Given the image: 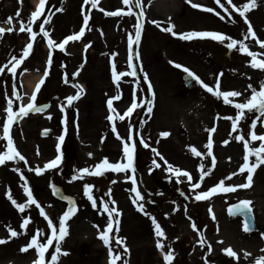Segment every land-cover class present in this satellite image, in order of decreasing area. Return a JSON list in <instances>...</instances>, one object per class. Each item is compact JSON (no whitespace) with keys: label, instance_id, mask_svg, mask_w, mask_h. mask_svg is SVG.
I'll return each instance as SVG.
<instances>
[{"label":"rangeland","instance_id":"obj_1","mask_svg":"<svg viewBox=\"0 0 264 264\" xmlns=\"http://www.w3.org/2000/svg\"><path fill=\"white\" fill-rule=\"evenodd\" d=\"M246 2L248 0H232L237 7ZM221 3L224 8L216 0H192L191 3L188 0H140V4L131 0L130 5H124L123 0H98V6L92 8L91 3L85 5L84 0H45L41 15L32 24L33 31L37 33L32 41L30 33L19 31V21L23 19L27 23L31 13L37 10L36 0H0V22L7 21L9 16L14 18L12 25L0 23V27L12 26L14 29L0 36V67L13 55L21 56L27 43H33L28 57L17 67L15 76L7 69L0 74V137L3 136V123L7 120L8 99L13 100L14 112L21 104L26 106L29 102L36 105L52 103L46 114L14 119L9 129L14 146L25 160L15 159L0 165V239L5 240L0 244V264H33L39 258L36 249L24 252L21 248L30 242L37 229H43L38 236L41 243H47L53 228L58 230L59 218L66 206L52 197L50 185L53 183L61 185L67 194L78 199L79 213L65 221L68 234L63 240L53 238V244L45 252V264H53L51 255L55 252L56 243L60 244L61 252L57 254L55 264H110L109 247H112L114 255L121 253V259L116 264H123L125 259L128 264H162L153 244L154 227L141 218L143 212L154 216L164 229V252L169 250L170 245L174 252L173 264H255L257 257L264 256V251H261L264 249V164L255 168L252 184L248 188L214 193L200 201L195 199L196 193L207 191L221 179H225L226 186L247 183L248 173L247 169L243 173L238 171L245 155L244 142L235 139L240 134L223 129L225 124L220 130L216 128L218 118H223L222 123L232 121L219 112L218 100L222 106L226 105L223 97L207 92L197 81L194 88H187L184 67L195 72L209 86L214 87L219 77L220 84L223 81L226 87H234L242 94L229 98L234 102H245L250 97L245 98V94L251 93L247 72L252 71L258 80H262L263 76L256 71L258 68L252 67V57L238 50L239 45L233 48L231 59H227V43L230 41L221 43L211 38L184 40L164 31L170 24L175 25L173 30L177 33L219 31L238 41L243 40L251 52L257 53V60H264V47L256 42L257 37L264 39V0H257L258 6L245 13L256 37L247 34L248 24L228 0H221ZM192 4L203 7L195 8ZM130 6L131 13L128 11ZM61 7L63 10L57 11ZM208 8L214 11L209 12ZM118 9H123L119 16L106 14ZM18 10L20 17L15 16ZM49 13L52 19L45 24V29L57 43L77 33L81 27H85L84 35L79 40L69 41L63 50L51 48L48 38L39 32V24ZM86 14L90 19L89 24L84 26L83 17ZM153 20L157 23H152ZM137 22L143 26L138 45L135 43ZM129 35L134 40L131 48L128 45ZM245 35H248L246 40ZM136 51L138 57L134 55ZM129 56H132L131 63L135 65V76L127 74L132 71ZM50 57L51 65L48 64ZM113 63L117 65V71L126 73L119 82V88L112 79ZM177 64L183 67H177ZM45 71L48 72L46 77ZM77 72L78 75H72ZM145 74L147 80L144 79ZM36 76L38 82L33 91H27L24 82ZM42 79L44 83L37 91L36 86ZM76 84L83 86V93L72 105H68L66 97L75 95ZM14 90L19 93L20 100L13 95ZM220 90L225 91L222 87ZM33 92L36 93L35 101L31 100ZM117 95L120 99L113 100L116 112L110 113L107 100ZM133 100L138 107L120 120L119 116ZM148 101H152L151 113L147 110ZM110 114L114 117L113 121L107 119ZM113 124L116 132L112 131ZM213 127L216 129L211 133L212 154L216 157L214 168L205 147L208 129ZM45 130L50 135L42 138L41 133ZM163 131L169 132V135L162 137L160 133ZM130 133L132 140L128 141ZM61 135L65 137L63 144L59 140ZM245 138L250 147L258 148L261 143L256 145L246 135ZM225 140L229 143L224 144ZM125 141L136 143L134 173L131 169L127 172L108 170L103 175L81 173L82 179L72 180L81 168L93 171L104 157L110 163L126 162L123 156ZM6 143V138L0 139V151L7 150ZM145 143L149 146L145 147ZM57 145L62 147L60 151ZM192 147L203 154L197 157L192 153ZM153 149L173 165L171 171ZM57 155L61 159L63 157V165L60 161L56 167L45 169L44 177L35 173L37 166L43 167ZM153 160L159 167L152 165ZM254 161L255 156L250 155L249 164ZM201 164L204 169L199 167ZM176 168L181 169L179 176L176 175ZM184 171L190 173L191 181L183 175ZM201 171H210L203 181L199 179ZM233 172L237 175L226 179ZM136 174L138 186L127 178H135ZM21 175L53 220L52 226L40 215L36 205L26 207L21 213L7 198L11 190L18 203H26L27 194ZM86 183L93 185L96 208L84 195L83 186ZM193 183H199L200 187L193 189ZM133 187H139L142 200L135 197L131 191ZM134 199L144 205V211L132 208L130 201ZM112 200L117 203L113 205ZM243 200L251 202L259 233L245 232L243 220L228 215V208ZM104 203L117 208L119 204L125 212L120 211L119 216L120 221L123 219L122 235L114 230L109 245H105L99 235L108 220L107 213L103 211ZM210 208L215 219L209 212ZM25 218L30 219L29 225L21 228ZM193 223L197 225L196 229L191 226ZM9 225L20 233L17 237L9 238ZM201 233L206 240L203 246L197 243ZM115 236L125 238L127 253L123 245L116 243ZM208 244L212 246L211 252L208 251ZM85 245L90 255L79 258ZM229 246L237 252V257H229L223 251ZM159 252L163 256V252ZM245 252L252 255L245 257Z\"/></svg>","mask_w":264,"mask_h":264},{"label":"snow or ice","instance_id":"obj_2","mask_svg":"<svg viewBox=\"0 0 264 264\" xmlns=\"http://www.w3.org/2000/svg\"><path fill=\"white\" fill-rule=\"evenodd\" d=\"M188 2L191 3L192 0H188ZM89 3H91L92 8H96L98 6V0H84L85 5H87ZM216 3L219 4L221 8H224V4L221 3V0H216ZM228 3L232 4V0H228ZM123 4L124 5H130L131 0H123ZM134 4H140V0H134ZM192 6L195 8H202L203 7V5H201V4H192ZM257 6H258L257 0H248V2L244 3L241 7H237L235 4H232V7L236 9V11L240 14L241 17L244 18L245 22L248 24L247 34H250L252 37H256V33L253 31V27H252L250 21H248V18L245 15V13L247 11H249L250 9L256 8ZM44 7H45V0H40L39 7L37 8V10H35L31 13V16H30L29 20L27 21V23L23 19H21L19 21V31L20 32L27 31L28 33H30L32 41H34L36 39V36H37V33L35 31H33V29H32V24L41 15V12L43 11ZM62 10H63L62 7L57 9V11H62ZM100 10L104 11V9H102V8ZM122 11H123V9H118L114 12H107L106 14L109 16H119ZM128 11H129V13H131V11H132L131 6L129 7ZM207 11L212 12V11H214V9L208 8ZM225 11L227 12L228 9L225 8ZM142 14H143V12L141 11V15ZM216 15L219 16L220 13L217 12ZM15 16L20 17V11L19 10L16 12ZM13 19L14 18L12 16H9L7 18V21H3L0 23H7L8 25H12ZM51 19H52V14L49 13L47 18L44 20V22L39 24V32L43 34V37L48 38L47 42L51 48H58V49L63 50L65 48V45H67L69 41L79 40L84 35L85 27H81L77 33L72 34V35H68L66 38L63 39V41L61 43H57L56 41H54L50 37L49 32L45 29V24L50 23ZM89 19H90L89 15H87V14L84 15V17H83V25L84 26H87L89 24ZM152 23L156 24L157 21L153 20ZM157 26H159V24H157ZM142 27H143L142 24H140L139 22H137V24L135 25V43L137 45L139 44L140 39H141ZM174 27H175L174 24H170L169 27L164 28V31L170 32L173 36L178 35L181 39H184V40H192L194 38H211V39L219 41L221 43H224L227 40V41H230L227 43V47L229 49L236 48L237 45H239L238 50L241 53H247L249 56L252 57V61H250L252 67L258 68V69H264V60H257L256 59L257 53L251 52L243 40L238 41L236 39H233L231 36H226L224 33H221L219 31H189V32H183V33H177L173 30ZM13 30L14 29L12 26H9L8 28L0 27V36H2L5 32H12ZM244 39L245 40L248 39V35H245ZM256 42L259 43L262 47H264V39H259L257 37ZM133 43H134L133 37H132V35H129L128 45L130 48L132 47ZM86 47H87V45H86ZM32 48H33V43L32 42L27 43L26 47L23 49V54L21 56L17 57L15 55H13L11 57V59L4 66L0 67V74L4 73L5 69H7L8 72L12 73L13 76H15L17 67L21 64V62L26 57H28L29 52ZM134 55L138 57V55H139L138 51H136L134 53ZM131 60H132V56H129V67L132 69V71L130 73H127V74L135 76L136 75L135 65H133L131 63ZM48 64L49 65L52 64L51 57L48 60ZM176 66L177 67H183L182 65H179V64H177ZM25 71H26V69H25ZM184 71L187 72L190 76L194 77L195 80L199 84H201L204 89L207 90V92L213 93L216 97H223L225 104H234L235 108L238 110V114L235 116V118L230 117V116L225 117L226 119L232 120V130L234 132L237 131V128H238L237 121H240L245 115L244 110L258 111L260 113V117H264V81H262L260 83L259 90H257L251 84L248 85V87L251 89V96L248 99H246L245 102H234L233 100H231L229 98L230 97H240L242 95L241 92L235 91V90L221 91L220 90L221 84H220L219 77H217V79L215 81V85L213 87V86H209V84L205 83L198 75H196L195 72L191 71L190 69L184 67ZM111 72H112V79L114 82H116L117 87L119 88V82H120L121 78L126 75V73L117 71V65L115 63L112 64ZM44 75L46 77L48 75V72L45 71ZM72 75H78V72L73 73ZM144 79L145 80L148 79L147 74H145ZM67 82H68V78L66 76L65 77V83H67ZM43 83H44V80L42 79L40 81V83L37 84V86H36L37 91L39 90L40 85ZM75 87L77 89L75 95H69L66 97L68 105H72V103L74 101H76L77 99H79L83 93V86L82 85L76 84ZM14 88H15V86H14ZM149 88L151 89V85H149ZM13 95L16 97L17 100H20V95H19V93L15 92V90L13 91ZM118 99H120L119 95L114 96L112 98H109L107 100V107H108L110 113L116 112V109L113 107V100H118ZM31 100L32 101L36 100V93L35 92H33L32 96H31ZM48 107H49V105H36L35 103H28L26 106L21 104L20 107L18 108V111L14 112L13 111V100L8 99L7 108H6L7 120L3 123V136L0 137V139L6 138L7 143H6L5 147L7 150L6 151H0V165H4L6 161H12L15 159H19L21 161L25 160V157L14 146L12 136L9 134V129L13 123V120L14 119H20L24 116L29 115L30 111L41 112ZM137 107H138L137 103L135 102V100H133L131 106L127 108V110L124 112L123 115L119 116V119L123 120L125 118V116H128L129 114H131L133 112V109L137 108ZM147 110L149 113L152 112V101H148ZM260 117H258V119ZM49 118H51V117H49ZM107 119L109 121H113L114 117H113V115L110 114L107 117ZM255 127H256V122L254 121L252 124V128L255 129ZM112 131L116 132L115 124H113V126H112ZM208 131H209V137H208L207 144L205 145V147L207 149V155L211 157L212 167L214 168L216 165V157L212 154L213 153V138H212L211 133L215 132L216 129L213 127V128L208 129ZM117 135H119V134L117 133ZM160 135L162 137H167L169 135V132L163 131L160 133ZM247 135H249L251 137L252 141H256V140L261 141L259 147L256 148V147H250L249 146V141L245 138V134H240V135H237L235 137V139L237 141H243L244 142V144H243L244 149H245V155L243 156L244 162L239 167L238 171L240 173H243L245 171V169H247V173H248L247 174V183H241V184H237V185H231L230 184V185L226 186L225 185V179H221L217 184H215L213 187H210L207 191H199L198 193H196L195 199L197 201L207 199L208 197H210V195H212L214 193H228V192H234L237 188H248L252 184V180H253L252 174H253L255 168L261 164H264V135L258 136L255 131H251ZM64 139H65L64 135L59 136V140L61 142L64 141ZM131 140H132V136L130 133L129 137H128V141H131ZM128 141H125L123 143V156L126 158V162L110 163L109 159L107 157H104L100 163H97L95 165V169L93 171H90V169L87 167L81 168L78 170L77 175H73L72 180H76L78 178L82 179L83 177L80 175L81 173L103 175L108 170H113L115 172H127V170H129V169H131L132 172L134 173L135 172L134 154H135V149H136V143L134 141L132 143H129ZM141 143H143L142 139H141ZM223 143L228 144L229 141L225 140V141H223ZM144 146L148 147L149 145H147L145 143ZM57 148L59 149V145H57ZM153 151L156 152L157 156H160V158L164 161V163L168 165V169L171 171L173 169V165H171L159 152H157L156 149H153ZM191 151L197 157H199L203 154L200 151H197V149L195 147H192ZM89 155H92V154L90 153ZM250 155L255 156V161L251 165L249 164V156ZM60 161H61V156L57 155L53 160H50L49 162H47L43 167L37 166L34 169V171L37 175H39V174L43 173L45 171V169H50V168L56 167ZM152 165L155 167H159V164H157L156 160L152 161ZM199 167L201 169H204L205 166L203 164H201ZM16 171L19 172L20 171L19 168H17ZM150 171H151V169H150ZM175 172H176V175L179 176L181 174V169L176 168ZM183 175L186 176L188 178V180H190V181L193 179L192 176L190 175V173H188L187 171H184ZM208 175H210V171H201L200 177H199L200 181H203L205 176H208ZM235 175H237V172L231 173V175L229 177H227L226 179H231V176H235ZM127 178L132 180L133 185L136 184V180H135L134 176L133 177H127ZM21 179H24V191L27 194L26 203H18L17 200L13 198L11 190H9V192L7 193V198L11 201V203L21 213H23L25 211L26 207H29L31 205H36V207L39 209L40 215L44 216L45 219H47V223L49 226H52L53 220L48 217L47 213L45 212V209L43 207H41L38 200L34 197L33 191L31 190V188H29L28 182L23 177V175H21ZM191 186L193 189H197L200 187L199 183H193ZM53 188L55 189L54 185H53ZM92 189H93L92 184L86 183L83 186L84 195L88 198V200L91 201L92 207L96 208L97 207V200L93 197ZM131 191L135 193L136 198H138L139 200L143 199L140 191L136 187H133L131 189ZM109 194H111V190H109ZM65 199L68 200L70 205H72V206H69L68 209L65 212H63V215L59 218L58 230H57V228H53L52 236L47 238V243H41L40 242V240L38 239V236L43 232V229H37V233L35 235L31 236L30 242L21 248V251H24V252H26L28 249H32V248L36 249L39 258L34 260L33 264H45V259H44L45 258V252L47 251L49 245L53 244V238L57 239L58 241L63 240L64 237L68 234V232L65 228V220L68 219L71 215H73L75 213L76 208L74 206V201L72 200L71 197H65ZM111 203L113 205H115L117 202L115 200H112ZM133 203L137 204V207L139 208L140 211H144V205L142 203H138L137 199H134ZM250 203L251 202L248 200H243V201H240L239 203H237L235 205H232L229 208V213L231 215L243 214L245 216V222L243 224V230L245 232H249L252 230L251 224L248 222V219H247V217L251 213V208L249 207ZM103 211L105 213H107V216H108V222L106 225V228L108 231H101L99 233V235H100V238L103 240L104 244L109 245L110 240H109V234L108 233L111 232V230L113 229V223H115V225H116V229H115L116 232L118 233L120 230V228H119L120 211L117 207H110L107 203L103 204ZM209 212L212 213L211 208L209 209ZM145 215H149V214L147 212H145ZM212 218L215 219L214 213H212ZM151 220H152V224L154 225L155 236L157 237L156 246L158 249H160L163 252V260H164L165 264H173L174 252L171 250V246L169 245L168 246L169 250L164 252L165 244L160 239V238H165V236H166L165 231L161 227V224L157 221V219L154 216L151 217ZM29 222H30V219L25 218L23 220V223L20 225V227L26 228V226L29 225ZM191 226L194 229L197 228V225L195 223H193ZM8 230L11 234L9 238L17 237L20 234L16 230H14L10 225L8 226ZM217 230H219V229H217ZM57 231L59 232V235H57ZM262 235H264V234H262ZM114 239L116 240V243L118 245H123L124 252L127 253L128 248H127V245L124 243L125 238L115 236ZM3 243H5V240L0 239V244H3ZM197 243H199L201 246H203L206 243V240H205L203 233H201L200 239L197 241ZM208 251L209 252L212 251L211 244H208ZM223 251L225 253H227V255L229 257H237V252L234 251L232 249V247H230V246L223 249ZM261 251H264V249H262ZM60 252H61L60 244L56 243L55 252L51 255V261L53 262V264H55V262L58 260L57 254H59ZM64 254H67V253H64ZM251 255H252L251 253L245 252V257L251 256ZM109 257H110V264H116V262L121 259V253H116L115 255H113V249H112V247H109ZM123 264H128V260H126V259L123 260ZM255 264H264V256L257 257L255 260Z\"/></svg>","mask_w":264,"mask_h":264},{"label":"flooded vegetation","instance_id":"obj_3","mask_svg":"<svg viewBox=\"0 0 264 264\" xmlns=\"http://www.w3.org/2000/svg\"><path fill=\"white\" fill-rule=\"evenodd\" d=\"M251 72L252 71L247 72L249 75V78H250V83L253 87H255L257 90H259V88H260L259 80L261 82L264 80V69L257 71L258 73H261V75L263 76L262 80L261 79L258 80V78L257 79L254 78L255 75H254V73H251ZM221 87L225 91L235 90L234 87L231 88L232 86L226 87V85L223 84V81H221ZM250 92H251V90H250ZM245 96L246 97L251 96V93L245 94ZM238 101H242V99H239ZM235 102H237V101H235ZM218 109H219V112L221 114L226 115L227 117L230 116V117L235 118V116L238 114V110L235 108L234 104H226V105L222 106L220 104V100H218ZM244 111H245V116L240 121H237L238 128H237V131H235V134H245L246 137H249V140H251V137L247 134L251 131H255L258 136L264 135V117H260L258 119L259 116L257 114V111H255V110H253V111L244 110ZM222 119L223 118H218L216 128L218 130H220L222 127V124H225L223 126V129L228 128V129L232 130V121L226 120L227 123H224V122L222 123ZM254 121L256 122L255 129L252 128V124ZM258 142H260V140L255 141L256 145L259 144ZM118 209L125 214V212L123 211L124 209L121 208L119 204H118ZM141 218H143V217H141ZM145 220H147L150 224L149 219H145ZM122 226H123V219L121 220V228H122Z\"/></svg>","mask_w":264,"mask_h":264},{"label":"water","instance_id":"obj_4","mask_svg":"<svg viewBox=\"0 0 264 264\" xmlns=\"http://www.w3.org/2000/svg\"><path fill=\"white\" fill-rule=\"evenodd\" d=\"M185 80H186V84L188 87L192 88L193 87V82H194V78H192L190 75H187L185 77ZM48 108L44 109L43 111L41 112H35V111H30L31 113H44L47 111ZM53 188V187H52ZM53 195L61 200V201H64V202H67L69 204V206H72L70 205L69 201L65 199L66 196H64V193L62 192V189L58 186H55V189L53 188ZM74 201V206H75V200L72 199ZM243 215V214H242ZM248 219V222H252V217L251 215L249 214V216L247 217ZM89 254V250L87 249V247L85 246L82 250V253L80 254V258H83L85 256H88Z\"/></svg>","mask_w":264,"mask_h":264},{"label":"bare ground","instance_id":"obj_5","mask_svg":"<svg viewBox=\"0 0 264 264\" xmlns=\"http://www.w3.org/2000/svg\"><path fill=\"white\" fill-rule=\"evenodd\" d=\"M39 3H40V1L36 0L37 7H39ZM36 82H38V76L30 77L28 80H26L24 82V84H25V86L27 88V91H29V92L33 91Z\"/></svg>","mask_w":264,"mask_h":264}]
</instances>
